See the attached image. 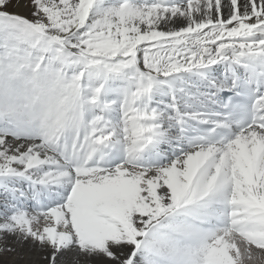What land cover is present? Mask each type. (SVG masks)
<instances>
[{
  "label": "snow or ice",
  "instance_id": "1",
  "mask_svg": "<svg viewBox=\"0 0 264 264\" xmlns=\"http://www.w3.org/2000/svg\"><path fill=\"white\" fill-rule=\"evenodd\" d=\"M0 264H264V0H0Z\"/></svg>",
  "mask_w": 264,
  "mask_h": 264
}]
</instances>
